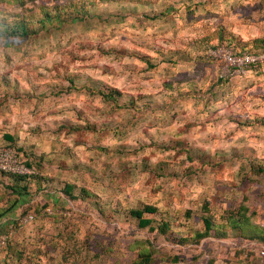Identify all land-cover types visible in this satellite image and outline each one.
<instances>
[{
  "label": "rangeland",
  "instance_id": "obj_1",
  "mask_svg": "<svg viewBox=\"0 0 264 264\" xmlns=\"http://www.w3.org/2000/svg\"><path fill=\"white\" fill-rule=\"evenodd\" d=\"M17 18L31 34L2 35ZM0 24V139L45 154L48 176L107 209L58 187L35 192L0 233L11 247L0 264L19 261L12 249L25 264H133L138 241L156 251L152 264H261L235 231L179 239L201 227L205 201L220 216L247 192L264 226V182L247 179L264 160V69L235 75L206 48L220 33L264 38V0H0ZM143 205L171 221L170 236L124 211Z\"/></svg>",
  "mask_w": 264,
  "mask_h": 264
},
{
  "label": "trees",
  "instance_id": "obj_2",
  "mask_svg": "<svg viewBox=\"0 0 264 264\" xmlns=\"http://www.w3.org/2000/svg\"><path fill=\"white\" fill-rule=\"evenodd\" d=\"M41 22L45 23L52 20V17L49 13L45 12V10H41ZM1 25V24H0ZM4 29V33L8 37L11 36H29L31 34L28 27L27 19H19L17 18L12 25H2ZM224 45L230 49L235 50L238 53L242 52H250V53H260L264 52V38H257L252 40L251 42L244 43L236 37L225 36L223 33H220L219 41L217 44H207V51L210 48H216L218 46ZM252 47V48H251ZM149 65L153 67L152 63L149 62ZM264 69V66L254 69L252 71H261ZM251 71V72H252ZM221 80H228L229 77L224 78L220 76ZM103 97L108 99L109 101H117V98L120 97V93L116 90H109V92H103ZM259 124L261 123L264 126V118H259L256 120ZM251 123V124H250ZM255 124V121H249L248 125ZM67 127V126H66ZM65 126H61L62 129L66 128ZM73 128L72 126H70ZM60 128V127H59ZM7 139L11 142L10 146L15 149L18 157L24 161V164L35 170V174L33 175H20V174H11L7 172H3L0 170V174L10 178L13 180L12 183L6 185L5 192L9 193L10 191L13 195L22 196V192L28 193L30 184H37L38 187L41 186L42 181H46L49 183V180L52 179L45 172V168L43 166V158L42 156L36 155L33 151L25 150L23 147H19L16 145L14 139L9 135L6 136ZM248 181H250L253 185L257 183L264 182V160L260 163L255 164L252 163V170L248 173L247 176ZM53 180V179H52ZM22 183H26V186L21 185ZM1 184V182H0ZM41 188V187H40ZM1 190V188H0ZM67 198L71 200H84L93 204L94 206L99 208L102 213H105L107 210L99 201L97 194L92 192L90 189L84 186H77L75 184H71L68 181H63L62 188L60 190ZM125 206V205H124ZM123 207V206H122ZM253 204L252 198L249 192H247L240 203V206L233 210H226L223 215L216 216L212 211L211 204L208 201H205L201 208L200 213V222L201 227L192 230L190 229V233L187 234L186 237H182L179 239L181 243H190V244H200L203 240L208 239L210 237L218 236L225 238L229 234L230 231H235L238 233L242 240L245 241V246L251 251L250 245H257L258 247H264V232L261 227H256L254 224V212H252ZM114 211L113 209H111ZM122 209L119 210L121 212ZM124 211L128 212L129 216L136 219L138 221V227L141 229H149L154 232L157 231L159 234L163 236H170L172 234V223L171 221L161 215V218L157 220L155 215L158 213V209L155 206L151 205H143L138 208H126ZM187 217H190V212L186 213ZM1 216V215H0ZM10 244L7 242L6 247ZM149 248L146 247L144 243H142L139 247V241L136 245L137 258L133 262V264H152L153 259L156 255V251L149 244ZM13 250V254H11L12 259H18L16 264H25L21 260L23 258L24 253L21 251ZM257 257V256H256ZM259 259V257H258ZM212 262V261H211ZM259 262L261 263L260 259ZM213 264V263H211ZM262 264V263H261Z\"/></svg>",
  "mask_w": 264,
  "mask_h": 264
},
{
  "label": "built area",
  "instance_id": "obj_3",
  "mask_svg": "<svg viewBox=\"0 0 264 264\" xmlns=\"http://www.w3.org/2000/svg\"><path fill=\"white\" fill-rule=\"evenodd\" d=\"M208 56L221 60L225 64L223 68L224 70L226 69L228 72L231 71V73L238 76H245L252 70L264 66V52H260L258 54L250 52L238 53L235 50L222 45L216 48H210L208 50ZM221 77L224 76L221 75ZM0 170L20 175H33L36 173L34 169L29 168L24 164V161L18 157L15 149L10 146L0 147ZM33 219L34 215L30 213L27 216V220L31 221ZM7 242L8 235L1 236L0 248L5 247ZM255 250L261 263L264 264V247L257 248Z\"/></svg>",
  "mask_w": 264,
  "mask_h": 264
},
{
  "label": "crops",
  "instance_id": "obj_4",
  "mask_svg": "<svg viewBox=\"0 0 264 264\" xmlns=\"http://www.w3.org/2000/svg\"><path fill=\"white\" fill-rule=\"evenodd\" d=\"M8 135L9 134L3 135V138L0 139V144L11 145V142L6 137ZM9 136L14 139V141L17 145L18 142L16 141V139L11 135H9ZM29 151H32V150L29 149ZM38 156H42L43 162L47 158L45 154H41ZM50 178H52L53 180L50 179L49 183L46 181H42L41 186H40L41 188L38 187L37 184H35V183L32 185L30 184V186L28 188L29 192L28 193L22 192V196L18 197L17 195H13L10 191H8L9 193L5 192L6 185H8L9 183H12L13 180L0 174V182H1V184H0V188H1V190H0V215H1L0 216V233L4 228L11 230L10 228L13 226L14 222L16 221L14 218V215H16L18 213V211H21V209H23V207L26 204H29L30 201L33 200L32 197H33V194L35 192H43V191H46L49 189L55 190V187H58V188H56L55 191L60 193L61 195H64L63 193L60 192V190L62 188L63 181H67V180L54 179L53 177H50ZM71 184H74V183H71ZM21 185L26 186V183H22ZM55 185H57V186H55ZM75 185H77V184H75ZM103 205L105 206L104 203H103ZM157 209H158V213H160L159 208H157ZM259 211H263V210L255 211L254 207H253L252 212H254V217L256 215H259ZM254 224L256 227H258V226L261 227L262 231L264 232V226L260 225L257 221H254Z\"/></svg>",
  "mask_w": 264,
  "mask_h": 264
}]
</instances>
